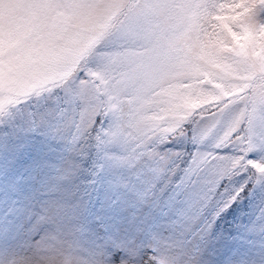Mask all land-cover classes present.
<instances>
[{
  "label": "snow or ice",
  "instance_id": "obj_1",
  "mask_svg": "<svg viewBox=\"0 0 264 264\" xmlns=\"http://www.w3.org/2000/svg\"><path fill=\"white\" fill-rule=\"evenodd\" d=\"M0 264H264V0H0Z\"/></svg>",
  "mask_w": 264,
  "mask_h": 264
}]
</instances>
